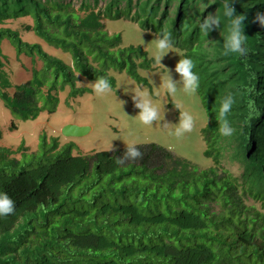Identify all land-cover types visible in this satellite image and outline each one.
<instances>
[{
  "label": "trees",
  "instance_id": "obj_1",
  "mask_svg": "<svg viewBox=\"0 0 264 264\" xmlns=\"http://www.w3.org/2000/svg\"><path fill=\"white\" fill-rule=\"evenodd\" d=\"M162 1L136 0L133 7V0H108L99 7V0H82L74 7L71 0H0V24L31 16L29 29L71 57L68 64L0 27L4 106L17 120L54 113L57 92L66 85L71 97L87 92L76 86L78 74L90 80L107 76L115 87L108 72L126 70L147 84L138 69H150L153 58L141 46L120 47L121 36L108 35L102 19L124 17L126 6L135 9L136 21L139 11L156 3L160 10ZM179 1L169 21L165 4L160 18L139 24L157 25L159 34L171 30L182 58L194 60L202 106L212 109L201 130L203 154L212 164L200 168L156 143L138 145L143 157L125 166L117 157L126 147L74 155V143L61 146L58 138L42 135L35 152L22 144L17 158L0 146V191L16 204L14 214L0 218V264H264V25L255 19L264 13V0L232 5L246 17L245 56L223 54L220 29L208 34L210 42L220 43L210 46L199 32L203 17L222 14V0H209L207 9ZM5 39L17 55L37 56L43 64L12 95L1 59ZM227 92L236 95L228 116L235 129L231 137L220 134L216 115ZM227 159L241 169L239 176L224 167ZM246 200L260 203V209Z\"/></svg>",
  "mask_w": 264,
  "mask_h": 264
},
{
  "label": "rangeland",
  "instance_id": "obj_2",
  "mask_svg": "<svg viewBox=\"0 0 264 264\" xmlns=\"http://www.w3.org/2000/svg\"><path fill=\"white\" fill-rule=\"evenodd\" d=\"M74 7H78L82 0H71ZM108 0H99V7H104ZM179 0H163L160 4L156 3L154 9H148L141 12L136 21L133 18L135 9L129 11L124 8V17L119 19L103 18L104 29L108 35L119 34L121 36V46L129 45L141 46L147 51L149 58H153L154 64L150 69H138V73L144 78L147 84H138L132 79L126 70L122 72L110 70L109 75L116 81L115 91L104 94H97L94 91L93 82L78 74L79 80L76 86L87 89V92L76 97L69 96L71 86L66 85L63 91H58V106L54 113L42 112L35 120H17L12 117L9 110L4 106L0 99V146L15 151V157L20 158L17 149L20 145L27 149L28 153H33L38 149L39 140L42 135L48 139L58 138L62 146L66 143H74L75 148L72 154H89L95 151L115 150L126 147L130 143L137 145L156 143L164 148L171 150L177 156L184 158L200 168L209 167L212 161L203 154L205 143L203 141L201 130L207 125V114L202 106V95L186 94L179 90L176 94L165 95L163 81L166 78L167 70L160 65L152 54V48L156 37L159 35L158 26L152 25L151 29H143L139 20L157 15L161 17V12L167 7L168 21L175 15V10ZM122 3L121 5H123ZM136 0H133V7H136ZM130 13V14H129ZM129 15V16H128ZM209 15V14H208ZM154 22V20H151ZM34 26V20L31 16H25L16 19H9L0 24L1 28H8L19 32L22 40L30 44H39L48 54L62 59L71 64L69 53L61 49L54 48L43 41L29 28ZM157 28V30H154ZM146 30L142 33L141 31ZM2 53L5 58L3 62V71L11 81L12 87L7 92L12 95L16 85L22 84L32 77L33 69H42V62L36 56L34 58L26 55H17L15 48L5 39L1 44ZM172 52L166 54L161 63L173 70L174 79H179V74L174 72L176 63L182 58V51L176 47ZM46 93V89H44ZM135 93H149L153 104L165 109L163 121L154 122V125L142 124L138 116L139 113L132 100ZM123 101V102H122ZM123 103V104H122ZM179 106V109L176 107ZM184 111H189L195 120L194 128L191 132L185 133L182 137H176L170 133L174 131L175 124L179 122V115ZM167 124L164 129L163 124ZM67 124H76L78 126H88L90 129L81 137H64L61 134L62 128ZM110 143L112 148L110 149ZM224 167L229 169L235 176L241 174V169L230 159L224 160ZM248 205H254L260 209V203L246 200Z\"/></svg>",
  "mask_w": 264,
  "mask_h": 264
},
{
  "label": "clouds",
  "instance_id": "obj_3",
  "mask_svg": "<svg viewBox=\"0 0 264 264\" xmlns=\"http://www.w3.org/2000/svg\"><path fill=\"white\" fill-rule=\"evenodd\" d=\"M197 2L201 5H205V9H207L211 4H214V0L211 4L209 3V0H207V3H205L204 0H186L188 7H196ZM260 2L261 0H253V3ZM222 3V14H218L216 10L215 14L210 13L207 17H203L198 25L199 32L204 37L206 45L210 46L212 44L220 43L210 42L207 39L208 34L215 29H220V35L223 38V54L225 56L231 54L245 56L248 53V37L244 33V22L246 17L243 13H236L235 8L232 6L234 0H222ZM255 19L261 25H264V13H257ZM145 31L146 30L141 31V39L142 33ZM174 47L175 38L173 36V32L171 30H163L156 37L152 48V54L155 60L167 70L166 78L163 81L165 95L176 94L181 89L186 94L197 95L200 89L201 77L196 71H194L196 65L192 58H180L178 63H176L174 72L179 74V79H174L172 75L173 70H170L161 63L163 57L169 52H172L171 49ZM93 87L97 94H104L111 91H115L116 93V89H114L111 80L107 76H100L96 78L93 82ZM132 100L134 101L135 107L139 109V113L135 116H138V119L142 124L152 126L154 125V122L164 120L165 109L163 105L162 111L160 107L153 104V100L149 93H135L132 95ZM235 103V93L227 92L218 107L216 115L220 123L219 132L224 137H231L235 132V129L228 119ZM176 108L179 109V106ZM204 111L207 114L206 109H204ZM167 124L171 123L165 122L161 128L164 129ZM175 125L176 127L174 128V131L170 134L175 135L176 137H182L185 133L193 130L195 125L194 116L189 111H184L180 113L179 122ZM112 147L113 146L110 143V149ZM142 157L143 152L140 147L133 142L128 144L122 155L117 157V163L121 166H125L129 163H135ZM15 210V201L7 192L0 191V218L14 214Z\"/></svg>",
  "mask_w": 264,
  "mask_h": 264
},
{
  "label": "water",
  "instance_id": "obj_4",
  "mask_svg": "<svg viewBox=\"0 0 264 264\" xmlns=\"http://www.w3.org/2000/svg\"><path fill=\"white\" fill-rule=\"evenodd\" d=\"M90 128L88 126H78L76 124H67L62 130L61 134L64 137H81L85 135Z\"/></svg>",
  "mask_w": 264,
  "mask_h": 264
}]
</instances>
